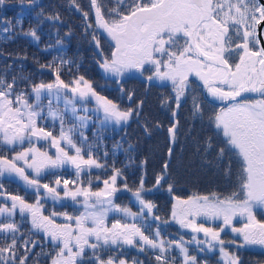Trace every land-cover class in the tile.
<instances>
[{"label": "snow or ice", "instance_id": "obj_1", "mask_svg": "<svg viewBox=\"0 0 264 264\" xmlns=\"http://www.w3.org/2000/svg\"><path fill=\"white\" fill-rule=\"evenodd\" d=\"M17 5L16 16L4 15ZM69 7L80 14L79 34L41 0H0V42L26 37L39 43L47 22L54 43L42 51L59 53L47 63L33 56L39 70L53 75L37 82L26 72V52L0 47V264H243L241 249L264 251V0H88L87 11L69 0ZM33 12L34 23L25 28V14ZM72 37L89 46L106 78L115 79L127 107L79 74V50L65 51ZM132 79L169 90L161 100L168 113L167 158L151 187L145 186L147 160L140 161L132 188L102 151L109 126L123 131L136 122L146 137L164 127L147 117L141 123L144 101L133 103L134 90L124 88ZM196 122L210 135L194 136ZM90 124L94 142L85 135ZM181 138L192 141L200 166L215 171L221 188L176 194L173 149ZM119 150L133 160L134 144L115 142L113 156ZM68 169L74 179L63 178ZM6 182H22L34 199L10 193ZM121 192L131 193L136 211L118 202ZM156 192L168 193L167 209L149 198ZM48 200H70L83 211L53 206L45 214ZM172 224L189 238H169Z\"/></svg>", "mask_w": 264, "mask_h": 264}, {"label": "trees", "instance_id": "obj_2", "mask_svg": "<svg viewBox=\"0 0 264 264\" xmlns=\"http://www.w3.org/2000/svg\"><path fill=\"white\" fill-rule=\"evenodd\" d=\"M79 2L82 6L87 7L88 0H79ZM42 4H44L45 6H47L49 8H55V9L59 10L61 12L64 20L73 27V29L77 32V34H79V32H80V27H79L80 26V16L78 15L77 12H74L71 10V8L69 7V0H43ZM18 12H19V5H17L16 7L6 9L4 12V15L8 18H12L13 16H16ZM34 16H35L34 12L30 13V14H27V13L25 14V17H24V27L25 28L28 27L29 23H34V19H33ZM41 31H42L43 35H42V40H41L39 45L35 44V42H32L30 39H28V41L23 43L26 45L27 48L29 47L28 50L30 49L31 52H35L38 55L44 54L42 49H44V47L47 43H49V42L54 43V30L51 28V25L49 23L46 22L45 24H43ZM64 31H67V28L61 29V34ZM20 39H22V37ZM1 44H3V42H0V45ZM3 47H5V46H3ZM14 48L15 49L16 48L21 49V48H18V46L17 47L14 46ZM77 50H79V53H80V55L82 57V61H83L82 66L79 70V74L85 75V78L90 80L93 83V87H95L98 92H100L102 95L107 96L109 99H112V97H115L116 100L120 101L122 99V97H125L120 92L119 85L117 84L115 79L106 78V76L102 72V70L93 61L91 49L89 48V46L87 44H81L78 41L77 37H72L69 41L66 42L65 51L67 52V54L69 56H71L74 52H77ZM57 54H59V53H57L55 51V49H52L51 51L47 52L46 55H48V61L52 59V55L54 56ZM44 61L45 60H43L41 63H44ZM35 73H43L41 77L46 76V78H48L49 80L53 79V75L51 72H43V71L34 70V72L32 74H35ZM62 78L67 79L68 77H67V75H64V76H62ZM33 79L36 80L37 82L40 81V79L38 80L37 78H33ZM125 85H129V87L126 88ZM124 86H125L124 87L125 91L134 90L135 102L137 100L146 101V99L151 97V95H155L156 102L159 105V100L161 101L163 96H166L169 94L168 89L160 87L156 84L146 85L145 82L143 80H140V79L129 80L126 84H124ZM141 97L142 98L144 97V98L142 99ZM188 104H189V101L183 107L184 108L187 107ZM154 112L156 115V114H158L159 110L156 108ZM182 113H183V115H187V113L185 111L184 112L182 111ZM153 121H159L162 125H164L163 128H161L158 131H155L154 133L156 134V136H158V139L160 137V134L163 133V135H161V136L164 138V141L167 142L166 127L168 124V115H167L166 119H160L159 118V120H157V118H154ZM50 123H52V121H50ZM181 123L182 124L184 123L183 117L181 118ZM196 125H199V123H195L193 127L196 128ZM95 127L96 126H94L93 130H91V131L86 129L85 135L88 134L89 136H91L93 138L94 137L93 133L95 131ZM199 127H200V125H199ZM199 130H201V127L199 128ZM122 137H123V139H122ZM183 140L184 139L181 138V142ZM136 141H137L136 139L128 141L127 137L123 136L122 134L113 130L112 128H109L103 134V140H102L103 147L105 148V146H106V148L109 152V159L110 160L115 159L116 166L121 167L124 170L125 175L128 178L129 187H132V188L135 187V182H137L141 176L142 170L140 167H138L141 160H147V164L144 166V171H146V174H148V172L152 171V170H155L156 172L158 171L153 166L152 160H154V159H152V154L150 156H148L144 152L143 147H141L139 145V143ZM115 142H120L124 148H127L128 143H132L135 145V150L132 151V153H131L132 157H133V160L131 162H129L126 154L122 150L117 151L115 156H113L112 149H113V145ZM183 144H184V141H183ZM183 144L180 143L174 147V149L177 150V152H175V155H174L175 159H173V164L175 166L172 168V171H173V174L177 180L176 194L181 195V196H185V197L187 195L192 194L193 192H199L202 194L203 193L201 191L202 187H201V183L199 180L200 177L196 178V172L198 170H200L202 167L200 166V163L197 160H195V158L191 157L192 153L191 154L189 152L186 153L185 150H183V152H181V148H183V146L186 145V144H184V145ZM166 147H167V144L164 146L163 152H161L163 157L159 160V162H157V165L159 167H161L163 160H165L167 158V155L165 153V151H167V149H165ZM140 153H142L143 155H141ZM147 156L151 160L147 159ZM177 157L179 158V162H177ZM125 165H127V167H125ZM98 171L99 170H96L95 173ZM63 178L74 179L73 177H66V175H64ZM152 181H153L152 177H150L149 179H145V186L151 187ZM190 186L192 188H189ZM96 187H97V185H96V183H94L93 188L96 189ZM100 187H102V185H100ZM217 187H218V185H217ZM122 193L124 195L123 196L121 195L118 198V202L121 204L127 205L126 203L128 201H131V199H132L131 193H128V192H125V193L122 192ZM166 195H168L167 192H156L149 198L152 199L153 201L157 200L159 202V205L162 208H166L170 204L169 195L168 196H166Z\"/></svg>", "mask_w": 264, "mask_h": 264}, {"label": "rangeland", "instance_id": "obj_3", "mask_svg": "<svg viewBox=\"0 0 264 264\" xmlns=\"http://www.w3.org/2000/svg\"><path fill=\"white\" fill-rule=\"evenodd\" d=\"M108 2L109 3H114V0H108ZM84 10L85 11L88 10V4H87V7H84ZM78 15L80 16L79 13H78ZM20 38L21 37H17L14 41H11V42H8V43H3V44L0 45V47L5 46L3 48L6 51L20 52V53L26 52L27 56H28V59L23 61L25 69L27 70L26 72L29 71L28 73H31V74L34 72V70L43 71V72H50L47 69L39 70V65H37V64H35L33 62V56H35L37 59L40 60V62L45 60L44 63H47L48 62V55H46L47 52H44V54H40V55H38L35 52H31L30 49L28 50L29 47L27 48L26 45L23 44L24 42L28 41V39L31 40V38H26V37H22V39H20ZM41 40H42V38H41ZM32 42H34V41H32ZM40 42L39 43L35 42V44L39 45ZM14 46H16V47L18 46V48H21V49H17V48L15 49ZM52 57H53V55H52ZM42 74L43 73H35V74H32V76H33V78H37L38 80L40 79V80H44V81H50L48 78H46V76L45 77H41ZM125 86H126V88L129 87V85H125ZM112 100L114 102L119 103L121 105V107H127L129 105V101L126 98V96L122 97V99L120 101L116 100L115 97H112ZM134 102H135V100H134V96H133V103ZM87 106L90 109L94 108L95 107V102L91 101ZM190 107H191V100H189V104H188L187 107H185V108L183 107L182 108V111L183 112L185 111L187 113V111L190 109ZM156 108L159 110V112H158V114L155 115L154 111H155ZM89 115H90V113H89ZM167 115H168V113L165 110V108L162 107L161 101L159 100V105H158V103L156 102L155 95H151V97L147 98L146 101H144L143 112H142V116H141V123L144 122V118L145 117H147L148 120L153 121L154 118H157V120H159V118L160 119H166ZM93 120H95V119L93 118ZM196 123H199V122H196ZM199 125H196V128H194V131H193V135L194 136L202 137V136H204L206 134L210 135V132H207L206 130H203V131L199 130V128H200ZM115 131H117L120 134H122L123 136L127 137L128 141L136 139L137 140L136 142H138L139 145L141 147H143L144 152L148 156H150L152 154V159H154V160H152L153 166L155 167L156 170L159 171L160 167L157 165V162H159V160L163 157L161 152H163L164 146L167 144V147H168V143L165 142L164 138L161 136V135H163V133L160 134L159 139H158V136H156L155 133H153V135L150 136V137H146L144 135V133H143V128L139 124H137L136 122H129V125L123 131L121 130V126L117 125V126H115ZM87 136L89 137V141L90 142H94V137L92 138L88 134H87ZM183 141L181 142V144H183ZM184 144H186V145L183 146V150H185L186 153L187 152H189L190 154L192 153L191 157L195 158V160H197L199 162V160L194 155L192 141L189 139L186 142L184 141ZM167 147L165 149H167ZM103 150H107L106 146H105V148L104 147L102 148V151ZM175 152H177V150L173 149V159H175L174 158ZM165 153H167V151H165ZM140 154L143 155L142 153H140ZM148 156H147V159H150V158H148ZM94 172H95V170H94ZM155 172H156L155 170L149 171L148 174H146L147 176H145V179H149L150 177L153 178V175H154ZM198 177H200L199 180H200L201 187H202L201 188V191L203 192L202 194H206L209 191L217 190V189L222 187L221 179L215 173V171L212 170V169L201 168L200 170H198L196 172V178H198ZM217 185H218V187H217ZM189 188H192V187L190 186ZM119 196H120V194L117 193V197L118 198H119ZM166 196H168V195H166ZM25 199L29 200L28 198H25ZM154 201L159 205V202L157 200H154ZM56 203H59V202H56ZM126 204H127V206L131 207L133 209V211H136L137 206H136V203H135V200H134L133 197H132V202L129 203V201H128ZM73 205H76V207H82L80 204H75L74 203ZM162 209H167V207L166 208H162ZM77 211L78 212H82L83 209L82 208L81 209L78 208ZM258 218H259V215H258ZM207 223L211 224L212 222H207ZM167 229H169L170 231H168V230H166V231L171 234L169 236V238H175L174 235H176V237H177V235H183L185 239H188L189 236L191 235V233L187 232V230L180 229L178 225H176L175 228H173L172 225H170V226L167 227ZM231 237H232V234H230V233L227 236H224L225 239H228V238H231ZM249 250L251 251L252 260L251 259H246L245 261L250 260V262L253 261L254 264H256L257 261L264 262V255L262 254V250L260 248L251 247V248H249ZM213 264H215V262H213Z\"/></svg>", "mask_w": 264, "mask_h": 264}, {"label": "flooded vegetation", "instance_id": "obj_4", "mask_svg": "<svg viewBox=\"0 0 264 264\" xmlns=\"http://www.w3.org/2000/svg\"><path fill=\"white\" fill-rule=\"evenodd\" d=\"M41 3H43V0H41ZM46 126H51V125L47 124ZM58 127H59L58 125H55L54 128L50 129V130H53V135H56L58 133ZM41 143H45V142H41ZM45 146H47V145L45 144ZM50 151L54 152V149H51ZM64 175H66V177H73L74 178V173H73V170H71V169H68L66 172H64L63 176ZM51 179H52V177H49L47 180H44L42 182H50ZM21 185H22V182H16V183H7L6 182L5 183V187L7 188V190L10 193L19 194V195L25 196V198H28L29 202H31L34 199V197L30 194L31 190L29 189L28 190V194H26L25 188L22 187ZM73 204H74V202H72L70 200L63 201V202L61 201L59 203L53 202L51 200L50 201L48 200L47 202H45V214L48 212V210H50V208L52 209L53 206H55V209L58 210V211L67 210V211L76 212L78 208L79 209L82 208V207H76V205H73ZM62 205H70V206H62ZM111 216H112V214L109 217L110 222H111ZM58 222H62V220L58 219ZM240 223H243V221L242 220L239 221L237 223V225L239 226ZM175 226H176L175 224H172L173 228H175ZM206 226H207V224H206ZM166 230L170 231L169 229H166ZM226 232H228L227 229H226ZM221 235H222V238H224V236H226L224 233H222ZM174 236L176 237V235H174ZM36 251H39V249L37 248ZM127 251H128V255L129 256H137L138 255L135 249H128ZM240 253H241V256H242L243 264H254L253 261L252 262H250V260L245 261L246 259H251L252 260L251 251L249 249H241ZM262 254L264 255V251H262ZM139 259L143 260L144 259V255L143 254H139Z\"/></svg>", "mask_w": 264, "mask_h": 264}, {"label": "water", "instance_id": "obj_5", "mask_svg": "<svg viewBox=\"0 0 264 264\" xmlns=\"http://www.w3.org/2000/svg\"><path fill=\"white\" fill-rule=\"evenodd\" d=\"M262 43H264V41H262Z\"/></svg>", "mask_w": 264, "mask_h": 264}]
</instances>
